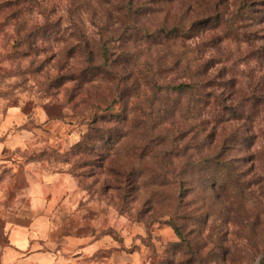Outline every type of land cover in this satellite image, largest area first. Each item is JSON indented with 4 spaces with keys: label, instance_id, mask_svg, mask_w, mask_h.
<instances>
[{
    "label": "rangeland",
    "instance_id": "rangeland-1",
    "mask_svg": "<svg viewBox=\"0 0 264 264\" xmlns=\"http://www.w3.org/2000/svg\"><path fill=\"white\" fill-rule=\"evenodd\" d=\"M116 7L122 9L119 14ZM239 8L240 0L215 11L208 0L0 2V119L9 114L13 129L27 131L23 150L15 148L11 155L14 165L27 166L30 176H42L47 188L62 192L53 224L63 235L109 237L122 248L120 264H247V239L254 250L251 260L260 256L256 264H264L257 247H264V176L242 182L231 177L234 169L222 174L210 159H184L188 145L175 149L161 136L152 150H145L135 134L96 127L97 111L111 107L114 71L149 57L176 70L172 79L184 74L181 61L185 68L198 65L194 77L217 69L206 88L231 89L229 97L241 99L216 113L223 127L210 134L213 140L230 134L223 120L247 112L246 120L260 122L250 117L248 99L253 82L264 84V30L255 42L249 41L250 28L240 34L237 21L251 22L253 14L236 12ZM205 11L213 15L209 25L197 26L204 39L189 46L192 37L182 34V24ZM255 16L254 24L259 21ZM126 80L122 77L121 83ZM205 94L201 105L198 91L190 90L189 108L197 116L202 106L213 103V93ZM120 95L130 108L136 105L135 88L125 86ZM178 102L164 98L166 104ZM126 121L134 128L135 113ZM235 138L233 132L230 139ZM203 146L195 145L194 152L198 155ZM7 171L6 176L19 175ZM113 263L110 256L107 264Z\"/></svg>",
    "mask_w": 264,
    "mask_h": 264
},
{
    "label": "clouds",
    "instance_id": "clouds-1",
    "mask_svg": "<svg viewBox=\"0 0 264 264\" xmlns=\"http://www.w3.org/2000/svg\"><path fill=\"white\" fill-rule=\"evenodd\" d=\"M2 2V0H0ZM249 4H255L264 12V2L262 0H248ZM251 12L252 9H247ZM211 11H205L200 16H212ZM259 15V13H256ZM187 16V13H185ZM198 15H193L186 19L181 28L182 34L192 37L186 41L189 46L200 44L204 39L203 36L197 35L201 32L198 30L197 24L194 20L200 18ZM42 22V18L36 17ZM244 23V21H237V24ZM11 31V28L8 29ZM247 31V28H240L239 33L242 34ZM183 42V41H182ZM246 49V45L240 46ZM136 49H133L135 51ZM244 52H238L237 55H243ZM119 55V53H117ZM197 64H189L187 68L184 67V61H181V69H184V74L178 79H172L177 75L176 70L168 71L161 64L153 63L151 58L142 60H135L134 63H129L127 66L119 65L114 71V78L112 80V90L109 103L111 107L102 108L96 113L97 125L96 127L107 129H118L119 132L125 135L135 134L140 138V147L145 150H152L153 146L160 141L161 136L166 137L165 143L170 147L179 149L188 145L187 152L184 153V159L189 156L193 160L210 159L215 164L220 166L221 173H227L229 169H234L231 172V177L239 176L242 182L249 181L259 174L264 176V122L248 121L244 116L238 119H227L230 126V134L227 137L217 136L213 140L211 133L217 131V127H223L219 122L222 120L215 119V115L220 111L224 105L228 107H236L241 99L229 97L231 89L225 90L215 86L211 88H203L200 90L201 105H203V93L212 92L213 103L207 106H202L200 114L197 116L195 110L189 108L188 97L190 89L185 87L183 89L171 90V85L183 83L187 86L196 84L197 87L203 83L204 80H211L216 77V70L212 69L206 76L194 77L192 73L196 70ZM240 68H245L244 64L239 65ZM219 68V65H217ZM112 71V69H109ZM159 70V72H158ZM168 71L171 75L165 78L164 72ZM130 74V75H129ZM127 76V80L121 83V78ZM128 86L130 89L135 88L138 93L137 103L130 108L127 99L121 98V90ZM223 92L224 96H220ZM165 97H173L178 99L175 105L164 103ZM225 97H227L225 99ZM152 100L149 106V100ZM222 101V104H221ZM249 105L251 101H248ZM129 113H135V127L128 128L126 117ZM227 115V114H226ZM194 117V118H193ZM203 122V123H202ZM245 128L248 130L245 131ZM235 132V140L230 139L231 134ZM176 138L173 144V138ZM253 137L251 143L245 146V140ZM203 143V148L197 155L194 152V146ZM210 145V147H209ZM251 156L252 159L245 158ZM251 166L252 170L248 171ZM245 173L244 175H240ZM247 235V232H245ZM247 256V264H256L260 260V256H256L255 261L251 260V253L254 250L249 245L248 240L245 241ZM261 254H264V247L257 246Z\"/></svg>",
    "mask_w": 264,
    "mask_h": 264
},
{
    "label": "crops",
    "instance_id": "crops-1",
    "mask_svg": "<svg viewBox=\"0 0 264 264\" xmlns=\"http://www.w3.org/2000/svg\"><path fill=\"white\" fill-rule=\"evenodd\" d=\"M6 115L0 119V264H107L110 256L120 264L122 248L109 237L63 235L54 226L62 192L14 165L11 155L23 150L27 131L13 129ZM7 170L19 175L6 176Z\"/></svg>",
    "mask_w": 264,
    "mask_h": 264
},
{
    "label": "trees",
    "instance_id": "trees-1",
    "mask_svg": "<svg viewBox=\"0 0 264 264\" xmlns=\"http://www.w3.org/2000/svg\"><path fill=\"white\" fill-rule=\"evenodd\" d=\"M11 1H16V0H11ZM228 1L229 0H208V3L210 4V7H212L213 10L215 11V10L221 9L222 6L224 4H226ZM262 2H264V0H262ZM262 6H264V5H262ZM124 8H126V6ZM249 8L252 9V11L249 12V14H253V15H251L252 18L250 19L252 23L247 22L248 20H244V23H240L236 27H237V30H239L240 28H250V30L247 32L249 41L255 42L257 34L264 30V28H260L261 27L260 24L264 23V12H261L260 8L257 7L254 3L249 4L248 0H240V8L237 9L236 12H239V11L241 12V11L247 10ZM113 10L115 11L114 13L119 14L122 9L120 7H118V8L116 7ZM130 13H131V9L129 7L128 9H126V14L129 15ZM218 13H219V11H218ZM256 13H259V15H257L259 17L258 18L259 21L256 24H254L253 21L256 19V16H255ZM208 20H209V18L207 17V18H203L200 20H196V21H194V23H198L197 26L198 25H202V26L209 25ZM121 28L126 29V28H128V26L125 27L124 25H121ZM172 32L174 33V31L171 30L170 33H168V34H172ZM102 51H103V48H102ZM207 85H208V81L204 80L203 83L200 84L198 87H197V85H195V87H193V85L187 86L185 84H180V85L174 87L173 90L183 89L185 87H188L191 91H194V90L198 91V96L201 98L200 90L203 88H206ZM249 91H250V93H249L248 101H251V104L249 105V103H248V113L250 114L251 118H257L260 122H264V84H260L259 81L257 80L250 85ZM205 96H206V94L203 93V97H205ZM174 232L176 235H179V232L177 231V229H175Z\"/></svg>",
    "mask_w": 264,
    "mask_h": 264
}]
</instances>
